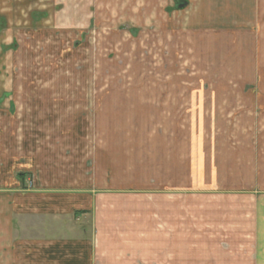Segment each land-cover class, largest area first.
I'll return each instance as SVG.
<instances>
[{
	"label": "rangeland",
	"instance_id": "obj_1",
	"mask_svg": "<svg viewBox=\"0 0 264 264\" xmlns=\"http://www.w3.org/2000/svg\"><path fill=\"white\" fill-rule=\"evenodd\" d=\"M186 1L0 0V159L83 186L100 158L153 178L162 163L136 147L119 160L110 144L159 142L143 137L177 122L185 160L193 122H221L242 94L264 91V0Z\"/></svg>",
	"mask_w": 264,
	"mask_h": 264
},
{
	"label": "crops",
	"instance_id": "obj_2",
	"mask_svg": "<svg viewBox=\"0 0 264 264\" xmlns=\"http://www.w3.org/2000/svg\"><path fill=\"white\" fill-rule=\"evenodd\" d=\"M242 95L223 121L193 122V173L181 166L177 122L143 137L159 142L110 144L119 160L136 147L162 163L153 178L119 176L100 158L93 185H76L82 176L37 163L14 169L3 151L0 264H264V91ZM186 171L193 182L181 186Z\"/></svg>",
	"mask_w": 264,
	"mask_h": 264
},
{
	"label": "water",
	"instance_id": "obj_3",
	"mask_svg": "<svg viewBox=\"0 0 264 264\" xmlns=\"http://www.w3.org/2000/svg\"><path fill=\"white\" fill-rule=\"evenodd\" d=\"M186 5H187V1H186V0H179V1L176 3L175 7H176L177 9H182V8H184Z\"/></svg>",
	"mask_w": 264,
	"mask_h": 264
},
{
	"label": "trees",
	"instance_id": "obj_4",
	"mask_svg": "<svg viewBox=\"0 0 264 264\" xmlns=\"http://www.w3.org/2000/svg\"><path fill=\"white\" fill-rule=\"evenodd\" d=\"M20 175L23 177L24 174H20Z\"/></svg>",
	"mask_w": 264,
	"mask_h": 264
},
{
	"label": "flooded vegetation",
	"instance_id": "obj_5",
	"mask_svg": "<svg viewBox=\"0 0 264 264\" xmlns=\"http://www.w3.org/2000/svg\"><path fill=\"white\" fill-rule=\"evenodd\" d=\"M179 1V0H178Z\"/></svg>",
	"mask_w": 264,
	"mask_h": 264
}]
</instances>
